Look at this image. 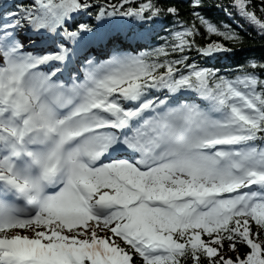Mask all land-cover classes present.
<instances>
[{"label": "snow or ice", "instance_id": "6c2138e0", "mask_svg": "<svg viewBox=\"0 0 264 264\" xmlns=\"http://www.w3.org/2000/svg\"><path fill=\"white\" fill-rule=\"evenodd\" d=\"M188 2L0 0V264H264V63Z\"/></svg>", "mask_w": 264, "mask_h": 264}, {"label": "trees", "instance_id": "16d2710c", "mask_svg": "<svg viewBox=\"0 0 264 264\" xmlns=\"http://www.w3.org/2000/svg\"><path fill=\"white\" fill-rule=\"evenodd\" d=\"M112 2L115 3L116 0H112ZM173 2L180 8L182 16L187 17V13L190 11L188 0H173ZM256 3L258 5L259 0H256ZM230 4L231 0H204V11L207 17L217 22L223 21L231 24L242 37V42L230 45L236 51L231 66L235 67L236 64H242L248 58H255L257 61L264 63V37L243 20L230 17L222 10V7H229ZM217 5L222 7H217ZM238 24H243V27H238ZM211 38L216 39L214 36Z\"/></svg>", "mask_w": 264, "mask_h": 264}]
</instances>
